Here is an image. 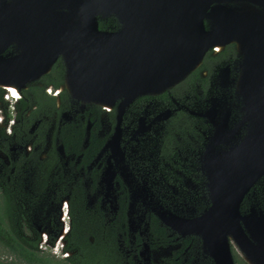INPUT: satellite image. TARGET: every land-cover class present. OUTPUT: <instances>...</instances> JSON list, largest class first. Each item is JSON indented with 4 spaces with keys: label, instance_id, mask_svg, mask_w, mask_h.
I'll return each instance as SVG.
<instances>
[{
    "label": "flooded vegetation",
    "instance_id": "flooded-vegetation-1",
    "mask_svg": "<svg viewBox=\"0 0 264 264\" xmlns=\"http://www.w3.org/2000/svg\"><path fill=\"white\" fill-rule=\"evenodd\" d=\"M123 28L99 18L101 32ZM36 34L50 59L59 52L49 71L48 58L23 62L40 77L0 86V190L15 232L45 264H213L182 222L212 207L210 174L231 168L248 134L237 46L212 49L175 85L101 105L71 97L81 64ZM35 50L14 43L4 56ZM254 209L264 215V176L240 211Z\"/></svg>",
    "mask_w": 264,
    "mask_h": 264
},
{
    "label": "water",
    "instance_id": "water-1",
    "mask_svg": "<svg viewBox=\"0 0 264 264\" xmlns=\"http://www.w3.org/2000/svg\"><path fill=\"white\" fill-rule=\"evenodd\" d=\"M111 15L120 33L100 31L99 18ZM38 31L81 64L67 79L71 97L101 105L175 85L212 49L237 46L248 134L231 168L210 174L212 207L182 222L183 232L203 240L213 264H235L232 246L247 264H264V215L240 211L264 176V0H0V86L23 88L40 77L21 67L50 59L35 42ZM14 43L38 51L4 56Z\"/></svg>",
    "mask_w": 264,
    "mask_h": 264
},
{
    "label": "trees",
    "instance_id": "trees-1",
    "mask_svg": "<svg viewBox=\"0 0 264 264\" xmlns=\"http://www.w3.org/2000/svg\"><path fill=\"white\" fill-rule=\"evenodd\" d=\"M0 192V248L7 256L0 258V264H45L46 260L43 256L31 250L27 241L15 232L11 218V196L6 191L0 190ZM235 264L247 263L235 254Z\"/></svg>",
    "mask_w": 264,
    "mask_h": 264
},
{
    "label": "rangeland",
    "instance_id": "rangeland-1",
    "mask_svg": "<svg viewBox=\"0 0 264 264\" xmlns=\"http://www.w3.org/2000/svg\"><path fill=\"white\" fill-rule=\"evenodd\" d=\"M235 254L238 255V257H239V254L237 253V251L235 252ZM3 257L6 258L7 256H6L5 252L0 248V258H3Z\"/></svg>",
    "mask_w": 264,
    "mask_h": 264
}]
</instances>
